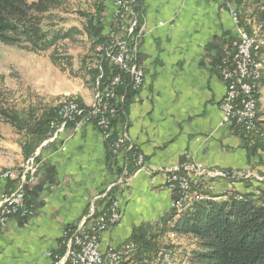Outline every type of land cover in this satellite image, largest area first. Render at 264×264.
Wrapping results in <instances>:
<instances>
[{
  "label": "crops",
  "instance_id": "obj_1",
  "mask_svg": "<svg viewBox=\"0 0 264 264\" xmlns=\"http://www.w3.org/2000/svg\"><path fill=\"white\" fill-rule=\"evenodd\" d=\"M109 3L111 15L114 0ZM263 4L264 0H239L237 8L245 28L258 35L264 48V36L251 18ZM136 13L144 29L139 65L145 80L125 104L122 122L114 130L138 149L145 166L132 167L121 183L127 152L113 156L91 123L78 130L68 125L41 149L42 167L26 196L33 215L15 217L0 230V264H55L64 258L63 230L82 224L87 230L94 215L107 207L113 188L122 219L102 235V251L133 243V238L150 241L171 229L165 169L187 157L208 168L251 170L253 189L264 186L263 149L253 154L252 140L243 138L234 126H221L226 85L218 65L220 58L233 53L237 41L228 9L221 0H138ZM93 85L81 90L82 104H92ZM131 163L136 166L135 160ZM9 187L0 186V195ZM222 198L227 197L214 199ZM142 253L138 250L124 264H142L147 258Z\"/></svg>",
  "mask_w": 264,
  "mask_h": 264
},
{
  "label": "built area",
  "instance_id": "obj_2",
  "mask_svg": "<svg viewBox=\"0 0 264 264\" xmlns=\"http://www.w3.org/2000/svg\"><path fill=\"white\" fill-rule=\"evenodd\" d=\"M221 1L237 27L235 50L218 65L221 79L226 85V93L220 104L221 126L241 127L248 134L264 136V121L260 116V106L257 104L260 80L264 77L263 58L256 55V48H259L258 36L256 33H250L243 25L237 8L239 0ZM137 2L138 0H115L114 12L110 18L101 19L102 24L105 23L107 27L102 41L93 42L96 45L89 65L92 71L97 72V87L99 81H108L106 83L108 87L100 91V100L89 108H83L73 100L64 102L58 109V120L51 124L57 136V138L54 136V139H58L68 125L78 130L88 123L101 131L105 141L111 139L110 131L114 130L112 123L118 112L117 103L124 101L122 98L114 104L110 102L117 96L116 90L118 87L129 86L137 92L143 87L145 72L139 65V52L144 29L139 27L135 7ZM105 63L109 65L108 75L103 69ZM121 147H126L128 151L133 147L127 143L124 135H118L110 144L115 154L119 153ZM36 160L28 159L22 165V170L8 173L0 179V186L11 185L0 195V230L15 217L33 215V211L26 204V188L37 181L42 163ZM136 161L139 167L145 166V160L141 155ZM253 176L250 170L208 168L187 157L184 162L165 169V188L171 194L170 211H173L174 215L177 214L180 205L194 202L201 192H210L214 195L215 180H242ZM128 177L126 160L121 167V183H125ZM202 188H205V191ZM121 219L120 202L115 197L105 212L94 218L87 230H82L83 224L77 229H64L62 242L66 252L64 258L58 259L55 264H124L138 252L139 247L136 244L109 247L106 251L100 248L102 235L118 225ZM47 257L51 258L53 254L47 253ZM149 263L147 258L142 261V264ZM176 263V254H172L171 250L161 251L153 260V264Z\"/></svg>",
  "mask_w": 264,
  "mask_h": 264
},
{
  "label": "trees",
  "instance_id": "obj_3",
  "mask_svg": "<svg viewBox=\"0 0 264 264\" xmlns=\"http://www.w3.org/2000/svg\"><path fill=\"white\" fill-rule=\"evenodd\" d=\"M73 6V0H0V42L28 52L45 53L57 50L63 42L81 32L86 33L90 39L97 38L98 41H102L105 31L103 25L88 21L82 31L69 24L71 16L84 15ZM101 12L99 10V13ZM251 18L259 27L260 34L264 36V4L254 11ZM246 29L253 33L249 26H246ZM225 57L220 58L219 64ZM105 67V73L108 75L109 65L106 63ZM89 72L93 75V81H96L97 72ZM262 78L260 84L264 83V77ZM137 92L128 86L121 87L119 94L126 96L127 104L130 96ZM257 95L260 97L259 91ZM77 101L83 107L81 101ZM57 111L52 109L43 119H34L29 124L28 120H20L15 113L0 104V118L4 122H11L14 127L27 129L36 144V148L28 149L27 145L24 146L26 158L35 154L38 145L49 138L52 132L51 123L58 120ZM234 128L243 138L254 142L251 149L253 154L260 149L264 151L262 145L264 136L262 138L260 135L248 134L241 127ZM134 151H136L134 148L130 151V158ZM131 161L133 160L129 161V174L133 171ZM255 190H258V194H255V191L230 194L223 202L216 201L214 198L217 196L202 192L191 208L179 213L176 219L175 215L170 218L172 222L170 230L191 242V250L185 257L187 264H264V186H257ZM27 192L28 187L26 196ZM107 196L109 200L105 210L115 198L114 188ZM105 210L94 217L103 214ZM154 241L152 238L150 241L132 239L139 247V251H143L142 254H148L155 247ZM61 248L64 254L66 247L62 241Z\"/></svg>",
  "mask_w": 264,
  "mask_h": 264
},
{
  "label": "rangeland",
  "instance_id": "obj_4",
  "mask_svg": "<svg viewBox=\"0 0 264 264\" xmlns=\"http://www.w3.org/2000/svg\"><path fill=\"white\" fill-rule=\"evenodd\" d=\"M73 3V8L84 15L71 16L69 21L71 26L78 27L83 31L84 24L92 21L97 25H103L106 30L107 25L105 23L102 24L101 19L108 20L112 15L108 14L110 8L109 0H73ZM99 10L102 12L99 13ZM95 40L97 38L90 39L86 33L81 32V34H77L72 39L63 42L57 50L45 53L28 52L0 42V104L4 108L10 109L20 120H28L29 124H31L34 119H43L50 110H58L66 101L73 100L80 105L77 100L82 101L80 92L87 85L92 87V84H94L96 98L98 90H106L108 87L106 83L108 81H99L97 88V81H93V75L89 74V71H92L89 64L96 45L93 43ZM263 49L260 52V58H263L264 61ZM105 64L103 65L104 70H106ZM120 88L118 87L116 90L117 96L110 100L114 104L121 101L122 98L124 99L123 102L117 103L118 112L112 123L113 128L122 122L124 115L123 106L126 96L119 94ZM95 98L92 104L95 103ZM91 105L87 106L83 104V108H89ZM259 106L260 116L264 121V83H261L260 87ZM110 133L111 139L106 141L109 146L118 137V133L115 130L111 129ZM54 136L57 138L55 130L52 129L49 138L41 145H38L39 147L35 154L26 158L24 146L27 145L28 149L31 147L36 148L31 134H29L27 129H21L20 126L14 127L11 122H4L0 118V172L18 169L30 158L37 159L36 162L40 161L41 149L49 141L56 140ZM133 148L136 149L132 147L131 150ZM131 150L128 151L126 147H121L119 153H114V155L117 156L126 151L128 155H126L125 160H127L129 168L130 160H135L136 164V166L131 167L140 168L136 158L139 155L143 158L144 156L136 149L134 155L130 158L129 154ZM262 156L264 158V155ZM213 182L215 183L213 193L215 192L214 196L217 197H229L230 194L237 195V193L246 194L245 190L249 189L251 191L256 183L253 177L230 181L215 180ZM220 184H224L225 187L222 188ZM203 189L205 191V188ZM257 191L253 189L255 194H258ZM226 200L227 198H222L218 202ZM178 214V212L175 214V219L179 217ZM171 215H174L173 211H171ZM169 230L165 232H161L160 230L161 233L157 232L160 234L152 238L155 240L156 251L154 252L152 249V252L146 254L147 259L150 261L149 264H153L154 258L164 250H171L172 254H176V264H184L186 262L185 257L189 253L188 248H190L191 242Z\"/></svg>",
  "mask_w": 264,
  "mask_h": 264
},
{
  "label": "bare ground",
  "instance_id": "obj_5",
  "mask_svg": "<svg viewBox=\"0 0 264 264\" xmlns=\"http://www.w3.org/2000/svg\"><path fill=\"white\" fill-rule=\"evenodd\" d=\"M262 44H263L262 41L258 37V46H259V48H256V55L259 58H260V52H261V49H262ZM97 94L98 95L95 98L96 99L95 103H97V101L100 100V91L99 90H98ZM257 104L260 105V98L258 97V95H257ZM18 170H22V166L20 168H18V169H12V170H6V171H3V172H0V179H2L6 174L14 172V171H18ZM193 205H194V202L187 203V204H184V205H180L178 213H181L182 211H185V210L191 208Z\"/></svg>",
  "mask_w": 264,
  "mask_h": 264
}]
</instances>
